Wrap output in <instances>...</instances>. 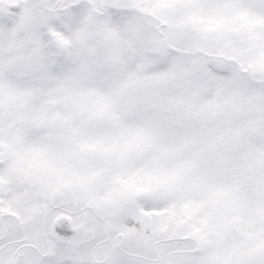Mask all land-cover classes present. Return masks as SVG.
Masks as SVG:
<instances>
[{"label": "snow or ice", "instance_id": "1", "mask_svg": "<svg viewBox=\"0 0 264 264\" xmlns=\"http://www.w3.org/2000/svg\"><path fill=\"white\" fill-rule=\"evenodd\" d=\"M0 264H264V0H0Z\"/></svg>", "mask_w": 264, "mask_h": 264}]
</instances>
